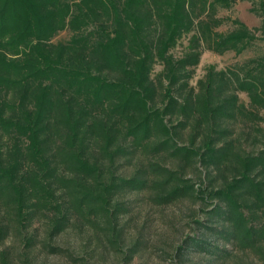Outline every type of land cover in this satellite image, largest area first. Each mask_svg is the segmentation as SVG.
<instances>
[{"label": "trees", "instance_id": "obj_1", "mask_svg": "<svg viewBox=\"0 0 264 264\" xmlns=\"http://www.w3.org/2000/svg\"><path fill=\"white\" fill-rule=\"evenodd\" d=\"M233 3L0 0V264H34L36 250L131 263L148 244L127 243L131 195L198 207L178 264H264V57L190 84L204 50L240 54L255 40L238 20L217 30ZM68 231L85 255L60 242Z\"/></svg>", "mask_w": 264, "mask_h": 264}, {"label": "rangeland", "instance_id": "obj_2", "mask_svg": "<svg viewBox=\"0 0 264 264\" xmlns=\"http://www.w3.org/2000/svg\"><path fill=\"white\" fill-rule=\"evenodd\" d=\"M262 9H264V0H234L227 10H218V16L224 19L222 26L217 29L219 32L229 33L237 27L233 22L238 20L254 32L255 40L240 54L229 51L223 55H217L204 50L199 65L194 68L191 85L196 86L197 81L201 80L210 67L216 70H225L237 64L241 65L247 60L264 57V35L256 31L261 26ZM69 35V32H62L53 41H67ZM191 36L192 34H185L176 47L171 50V53L176 57H182L188 51ZM159 70H161V66L156 65L155 73ZM238 96L240 103L247 106L249 99L246 94L239 93ZM261 113L264 117V110ZM262 125H264V121ZM129 201L132 210L129 216H126L131 221L126 230L127 243L132 239L135 240L139 233L144 235L148 241L147 248L135 255L129 264H178L173 253L177 245L195 232L194 229L197 226L192 222L191 211L198 207H193L185 202L174 207L155 208L139 201L134 195L129 197ZM60 242L64 246L76 249L80 255H85V252L88 251L85 237L77 235L74 231L64 233ZM33 257L34 264H71L64 257L47 255L39 250L34 251ZM193 260V264H205L201 256H195ZM91 262L95 264H125L121 255L113 256L101 251L95 254Z\"/></svg>", "mask_w": 264, "mask_h": 264}]
</instances>
